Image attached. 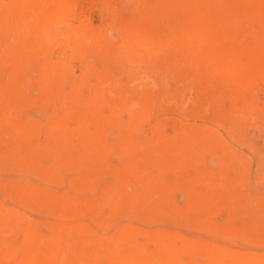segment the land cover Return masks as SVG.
Returning a JSON list of instances; mask_svg holds the SVG:
<instances>
[{
  "label": "rangeland",
  "instance_id": "1",
  "mask_svg": "<svg viewBox=\"0 0 264 264\" xmlns=\"http://www.w3.org/2000/svg\"><path fill=\"white\" fill-rule=\"evenodd\" d=\"M20 6L0 0V264H264V0ZM62 8L74 36L40 37ZM183 27L237 79L119 61L115 30Z\"/></svg>",
  "mask_w": 264,
  "mask_h": 264
},
{
  "label": "bare ground",
  "instance_id": "2",
  "mask_svg": "<svg viewBox=\"0 0 264 264\" xmlns=\"http://www.w3.org/2000/svg\"><path fill=\"white\" fill-rule=\"evenodd\" d=\"M138 1L139 0H125V3H127V5L132 9L133 12L135 8H137ZM18 2L21 4V6L18 8L22 9L21 11L23 12H28L30 10L37 9L39 0H18ZM10 6H14V5L11 4ZM10 8L12 9L13 7ZM166 10H169V8ZM9 11L10 13L9 12L8 13L11 14V10ZM180 12H181L180 15L182 17L187 16L186 11L179 9H171V11L165 12L161 16L162 17L161 19L166 24H168L171 20L176 18L177 14ZM36 19H37V25L39 26L38 35L42 38H46L51 41L52 40L59 41L62 39L60 38L61 31H64V29L66 30L65 39H69L74 36L73 34H71L72 30L71 32H69L70 31L69 29L71 28V26H73L70 25V21L73 19H71L70 15L68 16L66 15V9L64 8L60 9L59 12L55 14V18L51 21H48L47 18L41 15L38 16V14L35 16V20ZM107 19L109 20V17ZM107 19L105 21H107ZM75 21L76 23L79 22V20L77 21V19H75ZM80 23H78L80 25L78 28V31H80L79 37L85 40L91 39L90 34H88L91 31L90 30L91 27H89V24L87 23L85 24L82 22ZM109 25H110L109 22L106 23V25H102L103 27L101 26L100 29L103 28L102 29L103 31L101 32L107 34ZM9 28L11 29L12 27ZM71 29H73V27ZM115 31L119 39H121L122 41L121 44L118 46V50H117L118 58L119 61L122 62L126 67L155 66L153 64L154 63L153 61L154 60L156 61V58L159 59L157 62H159L160 60L162 61V65H173V64H177L176 62L178 60L180 61L184 60L186 61L185 65L186 64L194 65V63H201L203 65L202 67L203 68L205 67L204 71H202L203 69L201 70L202 72H204V74L202 73L203 78H205L209 82L217 83L223 81L222 84L225 85L226 84L225 82L228 81L227 82L228 84L230 80L237 79V73H238L237 71L239 64V62H237L239 61L237 57L222 60L217 55H215L214 51L212 50L209 52L201 51L202 46L206 42L207 30L205 29L199 31L198 29L193 30L190 28L188 29V27H183V29L178 33V35L173 37L175 41L174 44L170 46H168L169 44L166 45L163 35H161L159 38L153 39L151 37L142 36L138 31L136 32L133 29L120 28ZM87 35L89 36V38L87 37ZM258 59L260 58H257L255 60ZM197 67H199V65ZM167 69H169V66ZM179 73L180 72L178 71V74ZM179 77L178 78L180 80L181 75ZM199 77H201V74ZM205 79L204 80L202 79L204 83L206 82Z\"/></svg>",
  "mask_w": 264,
  "mask_h": 264
}]
</instances>
